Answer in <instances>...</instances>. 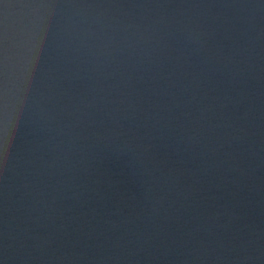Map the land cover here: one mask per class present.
I'll use <instances>...</instances> for the list:
<instances>
[{
  "label": "water",
  "instance_id": "95a60500",
  "mask_svg": "<svg viewBox=\"0 0 264 264\" xmlns=\"http://www.w3.org/2000/svg\"><path fill=\"white\" fill-rule=\"evenodd\" d=\"M0 264H264V0H0Z\"/></svg>",
  "mask_w": 264,
  "mask_h": 264
}]
</instances>
